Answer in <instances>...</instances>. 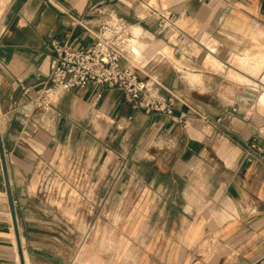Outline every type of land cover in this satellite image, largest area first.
Returning a JSON list of instances; mask_svg holds the SVG:
<instances>
[{
	"label": "crops",
	"instance_id": "obj_1",
	"mask_svg": "<svg viewBox=\"0 0 264 264\" xmlns=\"http://www.w3.org/2000/svg\"><path fill=\"white\" fill-rule=\"evenodd\" d=\"M117 17L174 115L92 82L38 107L53 41ZM0 33V264H264V0H0Z\"/></svg>",
	"mask_w": 264,
	"mask_h": 264
},
{
	"label": "built area",
	"instance_id": "obj_2",
	"mask_svg": "<svg viewBox=\"0 0 264 264\" xmlns=\"http://www.w3.org/2000/svg\"><path fill=\"white\" fill-rule=\"evenodd\" d=\"M161 16L162 25H177L178 19L173 15L161 13ZM133 27V24L117 17L103 22L96 32L95 40L86 46L75 48L67 43L53 41L55 64L47 83L34 98L36 105L49 108L65 91L92 82L119 88L135 109L173 116L176 108L174 95L160 91L136 69L122 65ZM201 119L208 129L221 121L208 115H202ZM185 123L188 124L187 119ZM251 145L264 154V149L256 142Z\"/></svg>",
	"mask_w": 264,
	"mask_h": 264
},
{
	"label": "rangeland",
	"instance_id": "obj_3",
	"mask_svg": "<svg viewBox=\"0 0 264 264\" xmlns=\"http://www.w3.org/2000/svg\"><path fill=\"white\" fill-rule=\"evenodd\" d=\"M93 200L94 199H84L82 197L80 198L79 195H78L76 197H70V198H68L67 201L60 200V201L57 202V204L59 206H61V207L68 206V205L69 206L90 205V204H94ZM138 203H142L143 204L141 198L136 199V203L135 204H138ZM101 204L104 205L105 204V201H103V203H101Z\"/></svg>",
	"mask_w": 264,
	"mask_h": 264
},
{
	"label": "bare ground",
	"instance_id": "obj_4",
	"mask_svg": "<svg viewBox=\"0 0 264 264\" xmlns=\"http://www.w3.org/2000/svg\"><path fill=\"white\" fill-rule=\"evenodd\" d=\"M134 31L135 32H139L140 31V27L139 26H134ZM144 42V41H143ZM149 44H150V42H148ZM144 44V43H143ZM148 47H152V46H148L147 45V51H148ZM140 50V49H139ZM144 51H146V50H144ZM219 61V60H218ZM227 62V61H226ZM262 62L264 63V57H262ZM252 66V65H251Z\"/></svg>",
	"mask_w": 264,
	"mask_h": 264
}]
</instances>
